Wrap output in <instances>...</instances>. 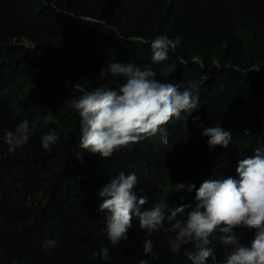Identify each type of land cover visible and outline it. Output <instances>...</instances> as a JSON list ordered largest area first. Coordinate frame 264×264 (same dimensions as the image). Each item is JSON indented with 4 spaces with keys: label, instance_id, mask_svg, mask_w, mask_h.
<instances>
[{
    "label": "trees",
    "instance_id": "16d2710c",
    "mask_svg": "<svg viewBox=\"0 0 264 264\" xmlns=\"http://www.w3.org/2000/svg\"><path fill=\"white\" fill-rule=\"evenodd\" d=\"M160 34L179 37V45L167 61L154 64L150 44L136 37ZM31 44L36 48L28 49ZM193 57L204 67L192 63ZM116 61L149 67L157 79L181 89L196 84L200 109L192 116L198 115L203 127L192 117L172 120L162 133L112 157L83 152L71 100L81 89L122 83L99 75L101 67ZM37 118L28 144L9 152L4 132ZM216 125L230 131L232 141L228 148L209 150L202 132ZM50 128L59 141L45 150L40 137ZM261 145L264 0H48V6L40 0H0V264H139L141 259L191 264L184 248L171 251L172 233L149 237L136 219L129 239L113 246L102 231L99 189L121 171L134 172L137 194L148 198L142 210L165 202L169 208L194 206L196 190L177 191V183L198 189L210 178L236 177L238 161ZM235 231L244 245L255 234L244 227ZM219 235L209 238L218 260L230 251ZM47 238L58 239L59 246L46 252ZM146 239L152 240L155 259L144 255ZM103 247L109 249L108 261L99 255Z\"/></svg>",
    "mask_w": 264,
    "mask_h": 264
},
{
    "label": "clouds",
    "instance_id": "9594fccd",
    "mask_svg": "<svg viewBox=\"0 0 264 264\" xmlns=\"http://www.w3.org/2000/svg\"><path fill=\"white\" fill-rule=\"evenodd\" d=\"M40 2L48 6V0ZM51 7L55 9V3ZM136 39L150 44L154 64L167 61L169 53L174 54L179 45V37L173 39L164 34L151 40ZM36 46L31 44L28 49ZM177 59L180 64L188 65L183 58ZM192 63L204 67L200 57H193ZM99 75L122 78L123 82L115 88L101 85L90 91L81 89L83 94L71 100V107L79 116V147L83 152L99 154L102 158L112 157L114 152L130 144H138L162 133L164 126L172 120L188 121L192 117L197 127H203L198 123L200 117L192 116L200 109L196 84L189 82L181 89L176 83L157 79V73L149 67L117 61L101 67ZM38 125L39 118L31 122L23 119L13 130H6L3 143L8 146V151L15 152L27 145ZM202 136L207 137L209 150L217 145L228 148L233 137L221 125L204 128ZM58 141L59 135L54 129L41 133L40 143L45 150ZM235 172L236 177L207 179L198 189L195 184L177 183V191L196 190L194 206L183 204L169 208L165 202L154 203L142 210V206L148 204V198L138 195L135 190L137 175L121 171L97 193L102 201L99 211L105 214L102 231L116 246L129 239L132 221L136 219L140 229L149 237L161 230L172 233L168 239L171 251L179 254L184 248V255L191 264H209V258L210 264H264V145L256 147L251 157L238 161ZM186 209L190 210L186 212ZM241 227L255 230L248 245L240 242L235 231ZM213 233L222 234L218 237L219 242L230 249L219 260L209 239ZM59 244L58 239L47 238L42 246L47 252ZM188 245L192 246L191 250L187 249ZM153 248L151 239L143 242L144 255L155 259ZM99 255L103 261L110 259L107 247L101 248ZM139 264H148V261L141 259Z\"/></svg>",
    "mask_w": 264,
    "mask_h": 264
}]
</instances>
